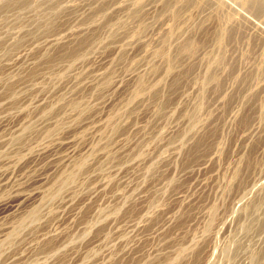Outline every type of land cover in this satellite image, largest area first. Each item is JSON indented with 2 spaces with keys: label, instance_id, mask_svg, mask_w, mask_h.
<instances>
[{
  "label": "rangeland",
  "instance_id": "obj_1",
  "mask_svg": "<svg viewBox=\"0 0 264 264\" xmlns=\"http://www.w3.org/2000/svg\"><path fill=\"white\" fill-rule=\"evenodd\" d=\"M0 264H264V0H0Z\"/></svg>",
  "mask_w": 264,
  "mask_h": 264
}]
</instances>
